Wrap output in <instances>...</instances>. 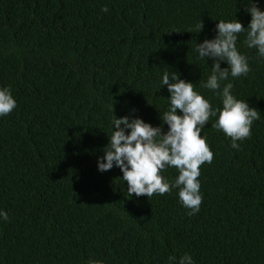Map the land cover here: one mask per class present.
Masks as SVG:
<instances>
[{
  "label": "trees",
  "instance_id": "1",
  "mask_svg": "<svg viewBox=\"0 0 264 264\" xmlns=\"http://www.w3.org/2000/svg\"><path fill=\"white\" fill-rule=\"evenodd\" d=\"M246 2L0 0V88L17 104L0 116V211L9 217H0V264H178L184 253L194 264H264V58L246 33L237 48L251 71L221 89L231 82L260 119L239 149L211 126L216 117L203 128L214 157L200 168L198 213L188 215L178 188L129 197L119 167L98 170L114 112L162 124L165 71L222 108L203 87L212 61L195 48L219 20L247 27ZM162 175L173 181L178 170Z\"/></svg>",
  "mask_w": 264,
  "mask_h": 264
},
{
  "label": "clouds",
  "instance_id": "2",
  "mask_svg": "<svg viewBox=\"0 0 264 264\" xmlns=\"http://www.w3.org/2000/svg\"><path fill=\"white\" fill-rule=\"evenodd\" d=\"M102 11L107 12V6ZM245 11L251 15L247 27L238 19L219 20L215 37L204 39L195 48L200 59L212 61L211 75L203 87L220 96L222 108H214L208 99L194 90L192 82L182 79L176 71H165L162 77L161 84L166 85L170 93V106L161 113V125L153 126L140 117H117L112 105L113 130L103 148L104 155L98 158V170L105 172L119 167L129 197L134 194L149 199L154 194L164 195L178 188L182 205L189 209L188 215H195L203 200L198 180L200 168L204 163L210 164L214 157L206 137L201 135L210 118L216 117L211 126L231 139L232 148L239 149V142L250 138L253 122L260 119V113L232 94L231 82L221 89V83L229 76L246 77L251 71L248 57L237 48L239 34L246 33L244 43L249 48H256L258 57L264 58V11L256 0H247ZM203 27V22L197 25L198 33ZM221 62H226L227 66L221 67ZM16 106L11 89L0 88V116L10 114ZM164 123L167 131L163 130ZM168 167L178 170L173 181L162 175ZM0 217L4 221L9 219L4 211H0ZM168 260L170 264H176L177 257L169 256ZM88 264L103 262L89 261ZM178 264H194L193 258L184 253Z\"/></svg>",
  "mask_w": 264,
  "mask_h": 264
}]
</instances>
